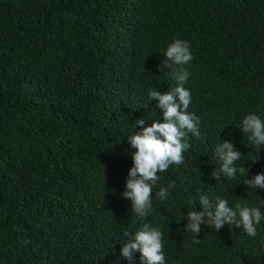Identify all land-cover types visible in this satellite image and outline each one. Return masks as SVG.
<instances>
[{"label": "trees", "instance_id": "16d2710c", "mask_svg": "<svg viewBox=\"0 0 264 264\" xmlns=\"http://www.w3.org/2000/svg\"><path fill=\"white\" fill-rule=\"evenodd\" d=\"M176 39L190 45L177 69L190 73L200 136L138 217L121 195L127 138L163 119L148 92L175 87L157 65ZM248 114L264 121V0H0V264H141L120 250L145 223L162 232L165 264H264V219L255 237L184 230L201 196L264 215V189L243 184L264 172V145L239 128ZM225 140L248 173L216 181Z\"/></svg>", "mask_w": 264, "mask_h": 264}, {"label": "clouds", "instance_id": "9594fccd", "mask_svg": "<svg viewBox=\"0 0 264 264\" xmlns=\"http://www.w3.org/2000/svg\"><path fill=\"white\" fill-rule=\"evenodd\" d=\"M166 59L157 65L158 70L167 68L171 70L176 85L171 91L161 93L156 89L148 92L149 100L155 99L157 107L162 110L163 119L153 121L150 126H143V120L136 123L143 126L140 132L131 134L127 141L135 149L131 153L132 166L128 169L122 197L130 200L131 210L138 217H146L152 211L153 186L159 183L158 173L168 170L170 165H181L184 162V152L191 145L187 143L189 134L200 136L199 118L187 111L191 103L190 91L185 88V83L190 73L186 69H177V66L189 63L192 60L190 45L187 41L176 39L164 53ZM243 134H248L247 139L258 149L264 145V121L256 114L246 115L239 127ZM215 154L220 161L219 168L213 177L220 180L224 177L235 178L237 172L244 175L248 173L244 167H236V162L242 154L237 151L230 141H223L216 145ZM247 176V175H246ZM243 184L251 189H264V172H258L246 178ZM169 185L161 187L156 196L165 200L169 196ZM195 206V201H193ZM264 219L258 207H249L240 203L230 207L228 201L216 198L213 204L207 196L199 198V209L187 213L184 230L190 231L197 237L202 225L219 231L225 224L243 228L249 237L257 235V225ZM128 240L123 244L120 254L132 261L134 253L139 252L141 264H165L162 252V232L150 224H143L134 234L125 233ZM198 243L199 240L197 239ZM29 241H25V244Z\"/></svg>", "mask_w": 264, "mask_h": 264}]
</instances>
